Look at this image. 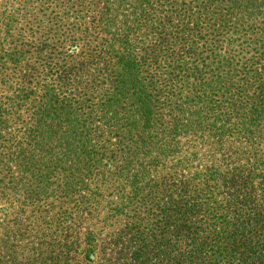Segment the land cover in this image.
<instances>
[{"label":"trees","instance_id":"obj_1","mask_svg":"<svg viewBox=\"0 0 264 264\" xmlns=\"http://www.w3.org/2000/svg\"><path fill=\"white\" fill-rule=\"evenodd\" d=\"M186 139L235 161L194 167ZM76 191V213L114 197L117 264H264V0H0V202ZM8 221L0 264L108 258Z\"/></svg>","mask_w":264,"mask_h":264},{"label":"rangeland","instance_id":"obj_2","mask_svg":"<svg viewBox=\"0 0 264 264\" xmlns=\"http://www.w3.org/2000/svg\"><path fill=\"white\" fill-rule=\"evenodd\" d=\"M238 144L239 142L236 141L234 144L226 146L224 151L218 152L213 147H201L202 145L197 141L186 139L183 141L182 151L188 154V156L195 151H199L202 157L193 166L202 169L203 167L213 166L217 162L234 163V152L239 146ZM175 162V160L169 159L166 163H161L157 168V173H155L156 180H161L168 173H174L177 170L174 167ZM192 170L190 169L187 172L181 173H188ZM171 175L169 174L168 176ZM85 194L89 197L92 196L91 192L76 191L75 196L71 198L64 197L63 204L61 205L63 206L62 210H52V207H54L52 199H45L33 207L22 205L18 201H12L11 203L0 202V231L4 226L2 225L4 218L8 217V229H12V233H17V242H21L29 248L34 245L35 247H39L41 244L53 246L61 242L75 246L78 243L86 245L88 242H92L91 234L93 233L97 236L96 239H93V243L97 242L99 251L104 253L108 248V258L103 257L100 259V264H117L119 247L112 242L111 238L104 239V235L100 233L104 224V218L112 212L109 209L114 205V197L102 194V196L98 197H106L103 209H96L95 207L92 210L76 213L73 206L76 202L84 201ZM5 240L12 242L14 238H6ZM13 259L15 260L13 263L17 264V255Z\"/></svg>","mask_w":264,"mask_h":264}]
</instances>
